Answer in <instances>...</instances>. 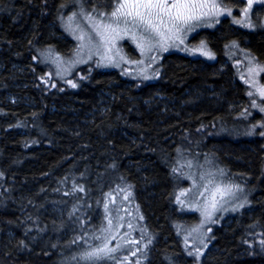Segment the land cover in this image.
Instances as JSON below:
<instances>
[{"label":"trees","instance_id":"trees-1","mask_svg":"<svg viewBox=\"0 0 264 264\" xmlns=\"http://www.w3.org/2000/svg\"><path fill=\"white\" fill-rule=\"evenodd\" d=\"M74 3L0 0V264H94L84 253L98 241L107 195L119 189L131 194L153 237L142 264H264L261 138L203 140L205 127L238 112L246 98L245 84L233 82V64L223 66L227 38L264 59V29L235 30L226 18L201 33L216 62L169 53L151 83L95 68L75 86L53 85L39 52H71L58 20ZM209 87L221 100L197 95ZM197 142L205 146L200 154L237 169L255 189L250 212L213 228L201 262L185 251L177 230L198 217L174 199L183 184L178 156L194 153Z\"/></svg>","mask_w":264,"mask_h":264},{"label":"rangeland","instance_id":"rangeland-1","mask_svg":"<svg viewBox=\"0 0 264 264\" xmlns=\"http://www.w3.org/2000/svg\"><path fill=\"white\" fill-rule=\"evenodd\" d=\"M120 2L105 0L98 6L90 5L89 0H75L68 13L59 18L63 35L73 42L71 52L63 54L54 46L39 52V60L47 66L53 85L58 82L73 85L85 77L84 70L95 68L117 70L125 79L151 83L159 78L163 59L169 53L216 62L217 51L208 37L201 33L217 29L226 18L235 30L255 32L264 29V0H253L251 8L248 0H214L218 5L215 14L187 25L177 21L173 26L165 18L166 27L161 30L167 38L158 43L159 37L145 31L143 25L134 24L131 18L117 19L111 15ZM202 11L209 12V9H197L196 14ZM125 19L129 21L127 24ZM225 44L221 51L226 58L223 66L233 64V82L240 80L245 84L246 98L238 101V112L221 121H212L205 127L207 135L203 140L221 135L229 138L259 137L264 147V84L261 82L264 59L237 38L228 37ZM208 90L197 92V95L221 100L222 97L211 87ZM202 132L203 129L196 133ZM197 144L192 148L194 153L189 151V154L178 156L176 174L183 184L175 192L174 199L180 211L195 213L198 217L194 223H179L177 230L185 251L201 262L212 248L213 228L227 225L241 213L250 212L255 189L245 181L248 176L229 166L218 167L220 164L212 155L200 154L205 146L200 142ZM99 219L102 230L98 241L87 246L86 252L102 248L105 244L116 251L101 254L100 258L90 261L94 264H142L145 261L153 237L128 191L119 189L109 193ZM258 235L264 252V232Z\"/></svg>","mask_w":264,"mask_h":264},{"label":"snow or ice","instance_id":"snow-or-ice-1","mask_svg":"<svg viewBox=\"0 0 264 264\" xmlns=\"http://www.w3.org/2000/svg\"><path fill=\"white\" fill-rule=\"evenodd\" d=\"M252 3L253 0H248L249 8L252 7ZM204 8H208L209 12L202 11L196 14L197 9ZM217 9L218 5L214 0H121L111 15L117 19L120 17L131 18L134 24L143 25L145 31L159 37L158 43H163L167 38L165 32L161 30L162 27H166L165 18L173 26H175L177 21L187 25L209 14H215ZM245 12H247V9H245ZM128 22L127 19L124 20L125 24ZM108 27L111 28V26ZM262 94H264V90H262ZM114 251H116L115 248L110 249L105 244L102 248H96L84 253V258L98 259L101 254Z\"/></svg>","mask_w":264,"mask_h":264}]
</instances>
